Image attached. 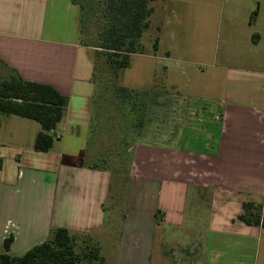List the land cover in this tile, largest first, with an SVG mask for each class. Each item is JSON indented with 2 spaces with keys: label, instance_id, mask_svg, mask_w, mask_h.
Instances as JSON below:
<instances>
[{
  "label": "crops",
  "instance_id": "obj_1",
  "mask_svg": "<svg viewBox=\"0 0 264 264\" xmlns=\"http://www.w3.org/2000/svg\"><path fill=\"white\" fill-rule=\"evenodd\" d=\"M165 1H152L151 18L166 11ZM154 2L160 3L158 9ZM156 27L159 49L148 56L164 61L162 73L150 80L147 123L143 139L134 145L122 199L127 213L117 219L108 203L120 184L97 164L99 133L108 116L96 100L95 51L81 43L80 5L74 0H0V67L50 85L69 99L47 153L34 149L42 130L38 122L15 115L0 121V247L13 236L11 252L23 255L44 243L53 228H66L76 241L79 236L94 239L96 254L107 263L116 262L117 254L122 264H151L160 229L162 253L170 246L184 250L180 230L188 229V205L195 201L197 211L207 208L208 228L197 256H184V264H264V229L239 219L245 202L264 207V72L259 71L264 34L255 44L257 32L248 33L257 59L221 67L222 90L206 99L182 92L181 54L169 45L173 39L163 34L164 26ZM164 49L170 56L162 54ZM213 77L217 83L218 76ZM171 90L179 91L175 103ZM176 113V133L157 129L158 116L165 127ZM144 209L149 222L142 221ZM190 217L195 219L196 212ZM169 227L179 235L166 238Z\"/></svg>",
  "mask_w": 264,
  "mask_h": 264
},
{
  "label": "rangeland",
  "instance_id": "obj_2",
  "mask_svg": "<svg viewBox=\"0 0 264 264\" xmlns=\"http://www.w3.org/2000/svg\"><path fill=\"white\" fill-rule=\"evenodd\" d=\"M78 1L84 7V40L94 48L97 43V34L102 26V5L106 0ZM160 3L154 2L155 9H158ZM163 4L166 6V11H162L161 15L157 13L153 15L151 24L153 22L154 27L146 32L143 39L146 49L144 55H133L130 66L124 71L120 70L119 73L113 69V66L108 65L106 55H102L98 60L99 65L95 75L98 86L96 100L102 102L108 117L99 133L100 159L97 164L110 170L120 184L117 197L112 195V200L108 203V210L115 211L117 219H120L122 214L124 217L127 213L126 202L122 203V199L132 164L134 145L143 139L142 129L147 123V91L150 80L153 79L154 73L157 72V76L162 73L161 64L164 61L148 56L153 54V44L160 33V28L158 29L156 24L160 23V26H164L163 34L166 35L168 41L170 38L173 39L169 45H174L181 54V58L179 57L178 60L180 66L186 71L183 73L180 70L178 75L182 84V92L193 97L204 95L202 97L206 99L222 90L224 78L220 75L221 67H230V65L242 67L250 60L254 62L257 59V54L252 51V46L248 41V33L252 31L264 34V0H167ZM251 12H258L256 20L253 22H250ZM159 16L160 18H158ZM166 24H168L167 28ZM230 28H234V36H230ZM231 37L235 38L232 44H230ZM164 48H166V43ZM262 48L260 47L261 51ZM167 50L162 51L164 56H170V52ZM259 71L264 72V67ZM4 74L7 72L0 67V80ZM212 74L214 77L218 76L216 77L217 83H212L210 79ZM159 85L161 86L162 83ZM123 87L137 90L138 94L132 93L133 97L131 94L123 97L125 95L121 91ZM170 95L176 96L171 99L172 103L174 100H176L174 103L178 101L179 91L171 90ZM178 115L176 113L171 117V121L165 122V127L162 116H158L159 128L157 127V129L161 132L165 129L167 133H176L179 122ZM126 200L127 198H125ZM199 206L200 204L195 201L189 202L187 222L190 225H187V230H180V232L184 231L182 234V241L185 243L184 250L167 246L166 254L162 253L160 246L163 243L164 232L160 229L156 245L158 250L153 256L151 264H184L182 262L184 256H197L199 241L204 240L208 228L205 220L207 208L204 206L197 211ZM130 212L132 214L133 210ZM143 212L148 213L147 209H144ZM194 212L197 215L195 219L190 217ZM109 213L108 215H110ZM142 221L149 222L150 216L147 214ZM125 222L128 221H124L123 218L121 222L123 230H125ZM175 231L170 228L166 238L169 233V237L173 235V238L175 235H179ZM109 244L111 242L107 245L109 246ZM114 246L119 251V239L116 240ZM97 248L96 242L89 236L77 238L76 250L82 264H97L94 259ZM115 255L113 257L116 262L111 263L108 260V263L122 264L123 258L120 259L117 254Z\"/></svg>",
  "mask_w": 264,
  "mask_h": 264
},
{
  "label": "trees",
  "instance_id": "obj_3",
  "mask_svg": "<svg viewBox=\"0 0 264 264\" xmlns=\"http://www.w3.org/2000/svg\"><path fill=\"white\" fill-rule=\"evenodd\" d=\"M153 0H106L102 5L101 29L96 37L95 75L98 60L107 56V63L117 73L130 66L133 55L145 54L143 43L146 32L151 27ZM81 8V43L92 46L84 40L83 12L84 7L74 0ZM258 12H253L251 22L256 20ZM262 39L259 33L252 36L253 43ZM154 53L159 49V38L153 44ZM126 95L138 94L137 90L121 88ZM133 93V94H132ZM123 95V94H122ZM68 97L62 95L54 87L24 80L17 72H7L0 80V121L4 117L19 116L31 119L41 125L37 134L34 149L47 153L52 150L55 141V130L66 115ZM4 164L0 157V170ZM243 213L239 219L250 226L264 229V207L252 202L243 204ZM13 236L6 239L0 247V264H82L76 250V238L66 228H53L49 238L42 244L30 249L23 255L11 252ZM97 264H108L104 258L94 257ZM99 260V261H98ZM92 264V263H89Z\"/></svg>",
  "mask_w": 264,
  "mask_h": 264
}]
</instances>
